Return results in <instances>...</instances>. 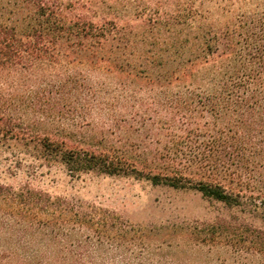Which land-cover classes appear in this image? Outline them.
Listing matches in <instances>:
<instances>
[{
    "label": "rangeland",
    "instance_id": "1",
    "mask_svg": "<svg viewBox=\"0 0 264 264\" xmlns=\"http://www.w3.org/2000/svg\"><path fill=\"white\" fill-rule=\"evenodd\" d=\"M65 1L89 21L108 22L112 33L83 48L63 41L52 58L31 66L0 65V122L23 136H0V184L17 194L0 199V264H264L255 237L264 232V113L250 124L253 105L236 108L226 130L219 116L210 138L209 154L244 162L250 186L257 187L235 207L133 174L72 171L30 141L49 136L69 148L126 154L139 168H156L187 139L181 116L202 114L188 88L191 70L201 69L189 61L199 54L193 33L203 24L240 30L264 0H207L208 20L194 23L176 16L187 0ZM34 18L25 1L0 0V21L25 29ZM206 90L216 101L235 97ZM235 142L255 153L229 156ZM48 198L55 206L43 210ZM70 218L86 224L65 222ZM220 219L233 228L214 234Z\"/></svg>",
    "mask_w": 264,
    "mask_h": 264
},
{
    "label": "trees",
    "instance_id": "2",
    "mask_svg": "<svg viewBox=\"0 0 264 264\" xmlns=\"http://www.w3.org/2000/svg\"><path fill=\"white\" fill-rule=\"evenodd\" d=\"M23 1L33 7L34 22L32 24L29 21L25 29H18L16 25L0 21V65L31 66L37 60L47 61L52 58L58 47L64 45L63 41L70 46L83 48L86 41L92 40L99 44L112 33L108 22L100 25L75 14L72 11L74 4L70 1ZM208 1L187 0L185 5L179 3L175 10L176 16L185 22H204L209 18ZM257 7L263 8L262 11H258L250 20H245L240 30L216 31L209 27L206 30V24H203L199 26L200 32L193 33L196 41L194 48L199 49V54H195L189 61L194 66L200 65L201 69L196 74L195 70H191L189 75L195 80L189 83L188 88L191 105H194V109L201 108L202 114L197 116L192 111L191 115L181 116V130L188 133L187 139L184 141L181 137L156 168H139L137 161L126 154L69 148L49 136H32L30 141L40 147L47 157L59 159L72 171L99 170L111 175L133 174L138 178H147L153 184L195 189L204 197L220 201L229 207L240 205L246 196V190L250 188L253 193L257 187L250 186L244 162H231L229 157L220 159L209 154L214 153L210 138L216 137L215 120L218 121L220 116L226 130L231 117L237 112L236 108L256 107L255 111L252 109L249 118L252 125H257L260 121L257 115L264 113V6ZM210 86L230 91L235 97H229L223 102L216 101L206 90ZM199 95L200 99H195ZM206 117L209 121L201 123L200 119ZM261 125L264 127V122ZM13 131V128L0 122V136L10 137L8 134H11L14 139L23 137ZM185 142H188L187 150L184 147ZM228 150L229 156L236 153L243 159L255 153L253 147L246 146L244 142H235L228 146ZM186 151L189 152L185 153ZM16 195L11 192V188L0 184V199ZM46 200L43 210L55 206L50 198ZM24 202L25 200L22 201ZM65 222L86 224L79 218H70ZM212 228V233L215 234L230 231L233 227L229 221L220 219ZM263 234L260 231L255 233L262 247Z\"/></svg>",
    "mask_w": 264,
    "mask_h": 264
}]
</instances>
